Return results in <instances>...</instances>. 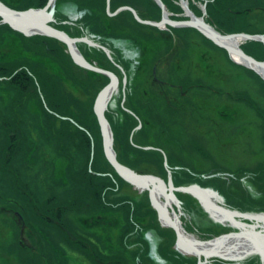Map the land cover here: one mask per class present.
Wrapping results in <instances>:
<instances>
[{
    "label": "rangeland",
    "instance_id": "rangeland-1",
    "mask_svg": "<svg viewBox=\"0 0 264 264\" xmlns=\"http://www.w3.org/2000/svg\"><path fill=\"white\" fill-rule=\"evenodd\" d=\"M128 1L130 0H124V4L120 6H130L137 12L133 6L127 4ZM143 1L146 3V6L150 7L153 13L158 15L157 19L143 18L145 20L160 21L162 19H169L184 21L189 20L192 14L196 19L202 18L217 32L223 35H229V33L237 34L240 32L250 35H264V0H230L232 1V3H230L231 5H229V0H169V3H171L169 8L166 7L163 0H161L162 4L157 0ZM47 2L48 0L46 3ZM52 2L54 7L58 9L56 0H52ZM12 3H17V1L12 0ZM20 4H22V2ZM77 8V4H73V23L70 24L69 30L76 33L71 37H86L87 39L89 38L93 42L108 48L112 57L111 60L106 55L111 63L110 69L101 67L96 63L95 65L110 71L115 68V72L118 75L119 73L124 72L123 77L120 76L118 79V85L109 93L105 109L106 118L108 119V114L117 128L115 129L114 125H111L110 123L112 145L116 152L117 159L118 156L120 159H127L128 163L125 164L139 173H150L148 171L150 169L144 164L153 161L156 166L155 169L152 168V175L157 177L158 180L164 182L166 172L168 173V176L170 175L169 167H172L173 165L171 162V155H173L177 157V161L181 166L188 169V172L193 173V175L190 174V176H187L185 180L180 182L190 184H180L181 186L196 185V182L199 184V187L208 189L213 198L221 202H225L222 193H229V198H233L229 201L237 204L236 208L242 209L243 206L245 210H247L245 211L246 213H261L264 216V185H260V183L259 185H256L253 182V179L258 181L264 178V169H259V166H264V124L262 123L263 119H260L256 114V108L254 106L251 107L248 104L249 100L252 99L256 101V106L264 108V84L261 83V81L264 82V78L261 75L262 73L257 69H254V67L251 68L237 56L228 53L225 48L219 46L197 28L192 26L170 25L165 22L160 26H155L157 27L156 30H146V33L133 28L128 29L126 27H122L123 29L116 31L118 35L127 36L132 39L130 41L122 40L127 45L132 41V44H135V46L137 45L142 51L140 53L141 57L138 58V60H140L138 65L142 68L145 66L151 71L155 60H157L158 62L160 61L159 63H156L157 73L160 75H164L163 71L167 66L174 67L176 71L174 76L176 77L171 79L174 83L180 82L181 80L184 82L187 77L191 78L193 81H199L195 87H186L184 85V91H186L188 96H186V99L184 100V116L181 121L182 124H180L181 127L179 126V128L175 129L176 132H171V134L177 136V138H174L173 136L170 138L168 135L165 136L159 134L163 130L160 131L158 129L159 127H157L159 126L158 122H162L160 126L161 128L165 121L168 122L165 116L168 113L165 108H163L164 110L162 111L159 108L157 111L158 113H153L148 108L141 106L145 103L144 100H136L137 104L136 101L135 103L133 102V96L137 93L135 90L137 88L135 86L137 85L135 84V78L137 77V74L139 75L141 70L138 71L136 75L133 74L135 76L131 79V77H129L130 74H128V69L126 71V68L124 67V64L127 66L130 65L128 56L125 54L123 55L122 51L116 47L115 53L119 57V60L113 61L116 57L113 56L112 49L107 45L101 44L98 40L96 41L94 38L95 34L90 31L92 30L90 22L87 23L83 20L86 10H77ZM109 10L114 11L110 9V4ZM122 10L130 11L129 9ZM211 11L214 17L218 15V18L221 20L215 22L210 21L212 17L207 15L208 12ZM107 15L109 14L107 13ZM233 15H237V18L233 17ZM89 16L92 17L90 14ZM237 21L242 22L243 25L246 24L249 30H251V33L238 30L229 32L225 31V27L228 28V26L236 25L238 24ZM139 23L154 26L147 23ZM189 28H193L195 31H189ZM196 31L205 38L200 36V34H197ZM21 33L24 34L23 32ZM24 35L29 36V34ZM247 40H255L264 45V40L252 38L246 39L241 37L230 39L233 44H236L242 50L243 48L241 46ZM8 41L9 39L7 38L0 43V58L2 57L5 61L9 59L11 60L12 58L14 59L16 55V53L13 52L12 47L8 45L12 43V41L7 43ZM80 43L86 42L77 41L75 43L77 49L82 54L79 49ZM86 44L89 45L88 43ZM89 46L97 47L104 51L101 47L93 45ZM105 63L109 65L107 61H105ZM106 76L108 77V75ZM107 80L109 81V77ZM108 81L99 89V91L108 83ZM36 90L40 93L41 101L34 98H28L29 100L26 99L24 104L26 106L29 105L30 108H28L31 110L38 109V104L41 102L44 107L50 110L46 105V99L44 98L39 85ZM67 90L69 93L75 95H78L80 92L77 85L73 86L68 84ZM9 94L10 93L7 90H4V88L0 89V97L3 96V101L5 103L7 100L6 97H8ZM81 101L82 98L77 101L79 106L80 103H82ZM3 104L4 103L0 101V108L5 105ZM135 105H139V107L137 106L136 108ZM20 107L21 109H24L25 106L23 107L22 104ZM28 108L27 111H29ZM29 113L30 115H27L30 116L31 120L29 123H26L27 129L23 131V135L19 138L12 139V142L17 146L13 145L12 147V144L7 143L10 145L8 146L5 144V147H3V150L6 151V155H8L7 151L11 148L16 149L19 147L21 150H15L14 155H8L9 159H11V166L17 168L19 171L18 177L17 175H11L14 174L11 173L12 170L3 166L1 158H5L6 156L0 157V206L6 204L11 198L18 200L21 193L29 192V194L36 196V198L39 197L41 201H43V208H47L50 204L48 200L44 199V197L51 193L52 190H56V198L59 200L57 201L58 203L65 206L68 205L69 200L73 217L75 215L87 218L83 222L82 220L79 221L77 218L74 219L76 223L74 224L75 227H85L87 231H85L84 228H78V231L80 232V230H82L84 231V234H79L77 232V237H74L73 240L70 238L72 242H74L73 244L72 242L70 243L71 240L69 238L67 239L64 237V232L60 233V231H57V234L60 235V241H67V245L57 242L58 260L56 262L51 261L50 264H67L65 255L69 254L71 252L70 250H73L72 264H106L105 261V263L101 261L102 258H100V256H107L108 253L114 252L112 244L116 241L114 238H117L113 228V221L115 220L111 218L109 223L105 222L103 225L96 226L88 217L95 214L96 211L101 210L102 206L105 207L106 210L114 209L111 205L114 202V204H119L116 206V209L125 211L124 216H126L129 211L128 205H130L131 201L136 203V206L131 203L132 207L135 209H138L137 205L142 209L145 207L146 209L150 208V203L147 198V189L137 187L118 175L123 181L116 180L115 184H118L116 190H113L115 189L114 186L112 187L113 189L107 190L101 197L102 203H99L96 208L92 207L93 203H90L92 199L91 191L96 189L101 183V180L96 178V176L113 178V174L110 171H98L96 166L91 165L96 156V140H92V136L94 137V135L89 129L84 126L82 127L77 123L76 118L78 117L79 119H82L81 117H83V115L78 116L77 114H74L77 116L75 117L74 115L69 116L54 112L53 114L56 115L60 121H52L53 127L55 126L56 129L52 128L53 130H51L48 129L47 124L44 121L34 122L33 119L36 115L33 112ZM94 114L96 116L95 111ZM128 114L135 118L137 122L131 130L122 127ZM154 114H159V116L154 117ZM151 117L152 119H150ZM74 123L77 124V126L79 125V127L83 129V133H86L88 138H90V150L94 149V152L88 154V162L85 164L83 161L87 158L86 150L88 140L84 138L82 133L80 134L74 129ZM145 126H148L147 128H149L148 133H144L143 131L139 133L138 131ZM98 129L100 132L99 123ZM69 134L74 136L77 135L78 137L75 136L69 138L67 141L69 147L66 148V145L63 146L62 141H64L63 137ZM48 135H51V137H46ZM79 137H81V139ZM126 138L128 140L127 145L129 144L134 147L133 149L127 150V152L122 147ZM73 141L77 144L79 142L80 144L74 145L72 143ZM171 141H174V145L175 143L176 145H180V147H178L179 149H176L173 145H171V148L167 147L166 145ZM177 141H179V143H177ZM57 143L59 144L57 145ZM157 147H165L167 157L162 149ZM1 148L2 146L0 145V149ZM122 149L124 151H122ZM137 150L145 151L146 154L143 160L141 156H139L140 154L137 153ZM66 151H69L71 155L74 154L72 152L76 153V151H80L81 153L76 154L78 163L76 162L77 164H75L74 167L77 168L78 166H82L79 169L81 173H83V171H89L95 176L92 178L93 183L91 182L90 185L88 184V199H83L82 203H79L76 191L77 189L80 191L81 188L85 190V188L82 187L85 184V181H83V184L76 183L73 186V182L71 181L73 179L70 177L71 173L69 176L67 172V177L65 178V173L61 171V160L65 157L64 153L66 154ZM24 152L26 154H24ZM83 152L86 154H84L85 158ZM24 155H29L28 157L30 161L22 159ZM14 158H16L15 161ZM89 161H92L91 164ZM143 161L145 163H143ZM97 163L99 165L98 161L94 164L96 165ZM216 166L222 167L220 172L216 171ZM99 169H101L100 166ZM233 176L236 181L233 180ZM77 178L79 181H82L80 177ZM251 178L253 179L251 180ZM97 189L96 191L99 190ZM157 191L161 190L158 189ZM234 192H237L241 198L236 197ZM177 193H182L186 196H188L187 194H191L184 191L176 192V194ZM23 201H26V198ZM23 201H20V203L25 204L26 206V203ZM200 204L193 200L191 203V209L203 210V207H201L202 205L200 206ZM12 205L13 209L6 212L0 207V264H34L33 260H30L32 257L24 258V255L19 251L18 239L21 234L19 229L20 222L18 221V215H14L15 211L19 208L15 203ZM129 207H131V205ZM172 207L174 210L184 209L183 203L180 201L179 203L175 201L172 202ZM63 209H65V207ZM89 227H95L94 231L89 232L91 230ZM23 235L26 236V234ZM196 235H198V233L194 231V236ZM25 236L24 241L29 244V238ZM120 240H122V238ZM77 248L80 249L77 250ZM41 252L45 251L43 250ZM96 252L100 255H97ZM41 255L42 253L38 254L37 258L35 257L37 260L36 264H47L49 262L48 258L45 257L43 262L41 260Z\"/></svg>",
    "mask_w": 264,
    "mask_h": 264
},
{
    "label": "flooded vegetation",
    "instance_id": "flooded-vegetation-1",
    "mask_svg": "<svg viewBox=\"0 0 264 264\" xmlns=\"http://www.w3.org/2000/svg\"><path fill=\"white\" fill-rule=\"evenodd\" d=\"M0 1L3 2L2 0ZM3 3L12 8V6L6 4L5 2ZM73 4L74 3L72 2L65 1L61 2L58 6L59 11L65 15V18H62L60 14L58 15V9L54 7L55 10L53 14V20L49 21V23L69 34L66 30V27H69L70 24L73 23ZM14 9L24 10L17 8ZM47 10L49 11V8ZM112 39L115 49L116 47L119 48L123 55L125 54L128 56V59L130 60L129 66L124 64L126 71L128 69V74H130L129 77L133 79L138 71L141 70L139 75L137 74V77L135 78V84H137L135 85L137 87L135 89L137 93L135 94L137 96H133V102L135 103V101L138 99H141V101L144 100L145 103L141 106L148 108L153 113H158L157 111L159 108L161 111L164 110L163 108H165L166 112L168 113L165 115L168 122H164L163 127L160 129V131H163L159 134L165 136L168 135L170 138H172L171 136L173 135L171 132H176L175 129L179 128V126L181 127L180 124H182L181 121L184 116V100L186 99V96H188L186 91H184L183 80L176 83L171 81L173 77H176L174 76L176 71L174 67L171 66H167V68L163 71L164 75L158 74L156 63H159L160 61L158 62L157 60H155L151 71H149V68L145 66H143V68L139 66L138 63L140 60H138V58L141 57L140 53L142 51L137 47V45L135 46V44H132V41L129 45L122 41L132 40L130 37L122 36ZM115 49L111 50L112 54L113 56L118 57L115 53ZM113 61L116 60L113 59ZM89 62L95 64L94 61ZM112 71L118 76V79L120 76L123 77L124 72H121L118 75L115 72V68H113ZM137 106L139 107V105ZM158 116L159 114H154V117ZM150 119H152V117ZM173 137L177 138V136ZM177 143H179V141H177ZM171 145L176 147V149H179L178 147H180V145H176V143L175 146L174 141L169 142L166 146L171 148ZM157 148H161L167 157V151L165 147ZM15 150H20V148L17 147ZM171 156L173 168L169 167L170 178L166 172L164 183L168 185L170 180L172 185L180 186V184H190L180 182L185 180L187 176H190V174L193 175V173L188 172V169H185L183 166H181L177 161V157L173 155ZM155 166V162L153 161L148 164L146 163V167L150 169L148 171L151 174L153 173L152 170L155 169ZM116 180V178L113 179L115 182ZM233 180L236 181L235 178ZM195 184L199 186L198 183L195 182ZM117 186L118 184H116L115 189H112L115 191ZM24 193H21L18 200L11 198L6 204L0 206L3 210H5V212L11 211L13 209L12 204L14 203L17 204V207L19 208L14 213V215H18V221L20 222L19 229L21 234L20 237L18 236L19 251H21V253L24 255V258L32 257L29 259L31 261L33 260L34 264L37 262L35 257L37 258V255L41 253V260L43 262L45 257H47L49 260L47 264H50L51 261L56 262L58 260L57 242L67 245V241H60V235L57 234V231H60V233L64 232V237L67 239L71 238L73 240L74 237H77L78 233L84 234V231L80 230V233L78 228H84V230L87 231L85 227H75L74 224L76 223L74 219L77 218L79 221L82 220L83 222L87 218H84V216L75 215L73 217L69 200L68 205L65 206L58 203L57 201L59 200L56 198V190H52L51 193L44 197V199L48 200L50 204L47 208L41 207L44 204L39 197L36 198V196L29 194V192L25 194ZM176 195L181 199L180 202L183 203L184 209L174 210L172 207V211H168L169 216L177 221L181 228L182 235L186 239L188 238L193 241L198 249L208 252V255L201 254L198 256L196 252L187 250L184 248V246L178 244L176 231L173 227L159 218L157 212L150 202L147 191V198L150 203V208L146 209L145 207L142 209L139 205H137L138 209H135L132 207L131 203H133L134 206H136V203L130 200L131 202H129L131 209H129L127 213L128 216L127 214L124 216L125 211L116 209V206L119 204L114 203L111 204L114 209L106 210L105 207L102 206L101 210L96 211L95 214H92L89 217L87 216L90 218L89 220L95 223L96 226L103 225L105 222L109 223L111 218L115 220L113 221V228L117 238H114L116 241L112 244V247H114V252L108 253L107 256L101 255V261H105L106 264H198L199 260L201 261V264H264L262 254L257 249V247H261V249L264 250V216L261 213H246L245 211L247 210H245L242 205V209L236 208V206L232 204L233 202L229 201L230 199H233L229 198V193H222V195H224L223 197L225 202L216 201L218 204L239 213L233 217L225 216L216 212H214V214L205 209H191V203L193 200L200 204L194 195L187 194L189 197L182 193H177ZM235 196L241 198L239 194L237 196L235 193ZM25 198L26 201H23ZM160 200L164 201V197L161 196ZM20 201L26 203V206L25 204L20 203ZM64 207L65 209H63ZM242 213L245 215L249 214V216L243 217ZM89 228H91L89 232H93L95 227ZM194 231H196L198 235L194 236ZM23 234H26V236L29 238V244L24 241L25 235ZM121 238L122 240H120ZM73 243L74 242H72V244ZM204 243H211L212 246L204 247L202 245ZM222 243L224 244L222 245ZM79 249L80 248H77V250ZM43 250L45 252H41ZM218 250L219 252H217ZM70 251L71 252L69 254L65 255L67 264H72L73 262V250ZM96 254L100 255L97 252Z\"/></svg>",
    "mask_w": 264,
    "mask_h": 264
},
{
    "label": "trees",
    "instance_id": "trees-1",
    "mask_svg": "<svg viewBox=\"0 0 264 264\" xmlns=\"http://www.w3.org/2000/svg\"><path fill=\"white\" fill-rule=\"evenodd\" d=\"M2 1L14 8L25 9L28 7H42L46 4L47 0H16L17 3H12V0H2ZM65 1L77 4L78 6L77 9L79 10L80 9L86 10L83 20L86 21L87 23L90 22V27L92 29L90 31L93 34H95L94 38L96 39V41L98 40L101 44L107 45L112 50L115 49V45L112 41L113 40L112 38L122 37L118 35V33H116V31L123 29L122 27H126L128 29H132V28L137 29L138 31H144V33L147 32L146 30L151 31L157 29V27L155 26H148L137 22L134 19L132 13L128 10L119 11L117 14L113 16L107 15L105 10L106 0H56L58 6L60 5L61 2H65ZM21 2L22 4H20ZM163 2L165 3L167 8L171 6L169 0H163ZM230 3H232V1L229 2V5H231ZM123 4H124V0H110V9L115 10L118 6ZM127 4L133 6L142 18L157 19L158 17L156 13L152 12L150 7L146 6V3L143 0H130L127 2ZM59 14L62 18L63 17L65 18V15L62 14L61 11H59L58 9V15ZM61 14L64 16H62ZM89 14L92 15V17H90ZM207 16L212 17L210 20L212 22L221 20L220 18H218V15L214 17L212 11L208 12ZM239 16L242 17L241 15ZM233 17L237 18V15H233ZM237 23L238 24L236 25L228 26V28L225 27V31L226 32L237 31V30L247 31V32L251 31L246 26V24L243 25L242 22H238V21ZM66 30L71 36L75 35L76 33L70 31L69 27H66ZM189 31H195V29L189 28ZM196 33L200 34L198 31H196ZM200 36L205 38L201 34ZM7 38L9 39L7 43L12 41V43L8 45L12 47V50L13 52L16 53V55L14 59L12 58L11 60L9 59L7 61H5L2 57L0 58V77H1L0 89L4 88V90H7L10 93L8 97H6L7 98L6 103L3 101V96L0 97V101L5 104V105L3 104L4 106L0 108V145L2 147H5L4 146L5 144L8 146L12 144V147L13 145L17 146L12 142V139L19 138L21 135L19 136L17 135V133L21 132L23 134V131L27 129L26 123L27 122L29 123L31 120L30 116H28L30 115L29 112L31 113L33 112L36 115L33 119L34 122L44 121L47 124L48 129L51 130L56 129L55 126L53 127L52 121H56V120L60 121V119L53 114L54 112L62 113L64 115H69V116H73L74 114H77L78 116L83 115V117H81L82 119H79L75 115L74 116L77 117L76 118L77 123L80 126L82 127L84 126L87 129H89L90 132L95 137L94 141L96 140L95 141L96 156L94 158V162L92 163V165L96 166V169L98 171L99 170L110 171L113 174V178L107 176L106 177L96 176V178H99L101 180V183L97 187L99 190L96 188L98 191H96V189L91 191L92 199L90 201V203H93L92 207L96 208L97 205H99V203H102L101 201L102 195H104L107 190L112 189L113 186L114 187L116 186L115 181H113V179L116 178L119 181H123V179H121L118 176V174L115 172L114 168L111 166V164L106 159L103 153L100 132L98 129V123L93 111V103L95 96L99 91V89L108 81L107 80L108 77L104 74L87 70L75 64L71 59L70 54L66 51V45L58 39L44 35L25 36L21 32L11 28L7 23H0V43L2 41H5ZM241 47L245 52H247L251 56L253 55L255 58L259 60L264 59V45L261 42L255 40H251V41L247 40L242 44ZM79 49L87 60L91 62L94 61L96 64L100 65L101 67L110 68V64H111L110 60L108 59L104 51H102L101 49L97 47L89 46L86 43H80ZM115 60L118 61L117 57L115 58ZM105 61H107L109 65L106 64ZM198 82L199 81H193L191 78L187 77L184 80V85L186 87H190V86L195 87V85H197ZM261 83L264 84L263 81H261ZM68 84L73 86L77 85V87L80 90L79 94L75 95L73 93L72 94L69 93L67 90ZM38 85L41 89L44 98L46 99L47 102L46 105L50 110L44 107L43 103L41 102H39L38 104V109H31V110H29L30 108L29 105L26 106L24 104L26 99L28 98L29 99L34 98L37 99L38 101H41L40 93L36 90ZM81 98H82L81 101L82 103H80L79 106L77 101L81 100ZM22 104L23 107L25 106L24 109H21L20 107ZM248 104L251 107L254 106L256 108L255 112L260 117V119H263L262 123L264 124V108L263 107L260 108V106H256L257 104L256 101L252 99L249 100ZM27 108L29 111H27ZM107 117L111 125L112 124L114 125L115 124L114 121L110 119V116L108 114ZM136 123L137 122L135 118H133L130 114H128L124 120L122 127L131 130L132 127L136 125ZM161 124L162 122H158L159 126L157 127H159L158 128L159 130L161 129L160 127ZM79 125L77 126V124L74 123L73 127H75L74 129H76L80 134L82 133L84 138L88 140L87 143L88 146L86 150L87 151L86 161L88 162V154H90V138H88L86 133H83L84 131L81 127H79ZM114 127L115 129H117L115 125ZM147 127L145 126L143 129H141L138 132L141 133L143 131L144 133L145 132L148 133L149 128ZM75 136L78 137L77 135ZM75 136L69 134L63 137L64 139V141H62L63 146L66 145V148L69 147L67 145V141L69 140V138ZM46 137L49 138L51 137V135H48ZM79 138L81 139V137ZM127 141L128 140L126 138L124 145H122V147L124 148V150H126V152L127 150L134 148L129 144L127 145ZM72 143L74 145L80 144L79 142L77 144L74 141ZM58 144L59 143H57V145ZM124 150L122 149V151ZM14 152L15 149L11 148L7 151V154L14 155ZM66 152L67 155L64 153V156L67 157V161H68L67 165L68 167L71 165L70 167L73 168V171L68 172L69 176L71 173L70 177H72L73 179L71 180L73 182L72 185L74 186L76 183L83 184L84 183L83 181H85V184L82 186L85 188V190L81 188L80 191L78 189L76 191L79 199L78 201L79 203L80 202L82 203L83 199L85 198L88 199L89 196L88 184L90 185L91 182L93 183L92 178L95 176L93 173L91 174V172L89 171H85V172L83 171V173H81L79 169L82 166H78L77 168L74 167L77 162L76 154L81 153L80 151H76V153L72 152L74 153L73 155H71L69 151ZM137 153L140 154L139 156H141L142 160L145 158V154H146L145 151L137 150ZM24 154L26 153L24 152ZM84 154L85 153L83 152V156ZM7 156L5 158L9 159V156L8 157ZM5 158H1L3 166L8 168L9 170L12 169L13 167L11 166L10 163L11 159L8 160ZM118 159L121 162H124V164L128 163L127 159H120L119 156ZM15 160L16 158H14V161ZM97 161L99 162V165L98 163L96 165L94 164ZM143 163L145 162L143 161ZM99 166L101 167V169H99ZM220 169H222V167L216 166V171ZM259 169L263 170L264 166L262 165L259 166ZM14 174L17 175L18 177L19 172H15ZM65 175L66 178L67 173ZM76 176L80 177L82 181H79ZM252 179L253 178H251V180ZM260 180L256 181L255 179H253V182L256 185H259V183L260 185H264V178ZM232 204L235 206L237 205L235 203ZM129 206L130 205H128V208L131 209V207Z\"/></svg>",
    "mask_w": 264,
    "mask_h": 264
},
{
    "label": "water",
    "instance_id": "water-1",
    "mask_svg": "<svg viewBox=\"0 0 264 264\" xmlns=\"http://www.w3.org/2000/svg\"><path fill=\"white\" fill-rule=\"evenodd\" d=\"M109 1L110 0H107L106 10L107 13L111 16L115 15L117 12H119L122 9H129L132 12L133 16L135 17V19L142 23H147L154 26H160L163 23L167 22L170 25H188L195 27L199 31H201L204 35H206L211 40H213L216 44L225 48L228 53L237 56L240 60L248 64L251 68L254 67V69H257L260 73H262L261 75L264 78V60L263 61L257 60L256 58L250 56L249 54L244 52L241 48H239L236 44H233L230 41V39L232 38H240V37L246 39L252 38L258 40H264L263 34L250 35L244 32H240L237 34L229 33V35L226 34L223 35L217 32L212 26L206 23L202 18L196 19L195 16L192 14L189 20H184V21L183 20L175 21L169 19H162L160 21L145 20L142 19L137 14V12L130 6H120L114 11H110ZM157 1L162 4L161 0H157ZM48 8L49 11L47 10ZM54 10L55 9L52 0H48V2L43 8H28L25 10H16L10 8L0 1V22L7 23L14 30L23 32L24 34H29V35L44 34L51 37H55L65 43L67 51L70 54L75 64L85 69L108 75L109 77L108 83L98 92L94 101V111L96 113L97 120L100 126L102 147L106 159L109 161V163L117 172V174L120 175L123 179L129 181L131 184L137 187L147 189L150 202L152 206L158 211L161 220H163L168 225L173 227L174 230L176 231L178 244L184 246V248L187 250L196 252L198 256H200L201 254L208 255L209 254L208 252L202 249H198L193 241H191L188 238L186 239L182 235L181 228L178 225L177 221L169 216L168 210L162 204L163 202L162 201L160 202L157 190L178 189L180 191L191 193L200 201V203L202 204L205 210H208L212 213L214 212L221 213L222 215L229 217H233L234 215L239 213L212 201L211 193L206 188L199 187L197 185L175 187L172 185L170 180L168 182V185H166L164 184L163 181L158 180V178L155 177L154 175L148 173H139L134 169L128 167L127 165L121 163L117 159L116 152L112 145V131L108 119L106 118L105 115V109H106V102L109 93L118 85V77L112 71L100 68L95 64L87 61L83 57V55L79 52L75 43L77 41H85L89 45L101 47L105 51L106 55L112 60L110 51L108 48L93 42L89 38L87 39L86 37H81V38L71 37L65 31L51 25L49 21L53 20ZM166 200L167 198L165 197V201ZM242 216L248 217L249 214L245 215L244 213H242ZM223 244L224 243H222V245ZM257 249L261 252L262 257L264 259V250L261 249V247L260 248L257 247ZM217 252H219V250ZM198 264H201L200 260L198 261Z\"/></svg>",
    "mask_w": 264,
    "mask_h": 264
},
{
    "label": "bare ground",
    "instance_id": "bare-ground-1",
    "mask_svg": "<svg viewBox=\"0 0 264 264\" xmlns=\"http://www.w3.org/2000/svg\"><path fill=\"white\" fill-rule=\"evenodd\" d=\"M142 18V17H141ZM143 19V18H142ZM147 20H149V19H147ZM69 35V34H68ZM53 38V37H52ZM61 41V40H60ZM71 57V56H70ZM84 57V56H83ZM85 58V57H84ZM72 59V58H71ZM86 59V58H85ZM92 71V70H91ZM95 72V71H94ZM108 122H109V124H110V121L108 120ZM110 127H111V125H110ZM134 129V128H133ZM17 135H23L21 132L19 133H17ZM92 140H94V137L92 136ZM131 140V139H130ZM101 144H102V140H101ZM4 148L2 147L1 149H0V157H5V156H7L6 155V151L5 150H3ZM21 150V149H20ZM102 150H103V147H102ZM92 152H94V149H91L90 150V154L92 153ZM29 153H30V151H29ZM104 153V152H103ZM29 155H24L23 156V159L25 160V161H30V159H29V157H28ZM39 160V159H38ZM158 160V159H157ZM62 162H61V171H63L65 174L67 173V172H70V171H73V168H71V167H68V161H67V157L65 156V157H63L62 158V160H61ZM77 161V160H76ZM87 161L85 160V161H83V163L85 164ZM90 162V164H91V162L92 161H89ZM77 163H78V161H77ZM76 163V164H77ZM121 163H123V162H121ZM148 163H150V161L149 162H147V164ZM124 164V163H123ZM92 165V164H91ZM126 165V164H125ZM13 169V171L11 172V173H15V172H19L18 171V169H16L15 167H13L12 168ZM12 169H10V170H12ZM59 169V168H58ZM57 169V170H58ZM218 172H220V170H217ZM117 173V172H116ZM148 174H150V173H148ZM11 175H15V174H11ZM66 176V175H65ZM181 186V185H180ZM180 186H175V187H180ZM178 191H180V190H176V189H166V190H161V191H158L157 193H158V195H159V199H160V197L162 196V197H166L167 198V200L166 201H162V200H160V202L162 201L163 203V205L166 207V209L169 211V210H171L172 211V202H177V203H179V201L181 200L177 195H176V192H178ZM173 192V193H172ZM175 193V194H174ZM234 193H236V195L238 196V193L237 192H234ZM198 200V199H197ZM211 200L212 201H214V202H216V203H218L217 201H216V199H213L212 198V195H211ZM199 201V200H198ZM200 202V201H199ZM202 205V204H201ZM42 208H43V206H41ZM203 207V206H202ZM155 209V208H154ZM203 209H204V207H203ZM155 211L157 212V214H158V211L155 209ZM158 216H159V214H158ZM160 218V217H159ZM161 219V218H160ZM204 247H211L212 246V244L211 243H204V244H202Z\"/></svg>",
    "mask_w": 264,
    "mask_h": 264
}]
</instances>
